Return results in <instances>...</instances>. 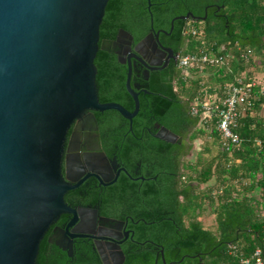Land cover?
<instances>
[{
  "label": "trees",
  "instance_id": "16d2710c",
  "mask_svg": "<svg viewBox=\"0 0 264 264\" xmlns=\"http://www.w3.org/2000/svg\"><path fill=\"white\" fill-rule=\"evenodd\" d=\"M140 1L143 6L134 16L135 0H110L106 7L95 59L102 103L134 110L126 88L127 69L103 43L115 41L120 30L139 40L150 32L152 19L154 29L170 32L175 18L188 12L204 16L208 8L205 21H174L175 51L182 56L221 57L223 63L177 66L168 75L154 76L146 91L140 92L132 130L116 111L93 112L100 132L109 130L119 141V160L129 171L140 162L143 171V179L122 174L102 192V213L128 218L135 239L145 242L125 251L126 264H243L257 250L264 251V96L260 87L254 89L252 106L233 129L240 144L229 150L218 132L216 114L206 113L203 107L220 103L231 85L254 82L253 68L264 67V0H149L150 11L148 0ZM194 107L198 114L192 113ZM156 124L179 136V141L157 138ZM199 139L204 143L196 162H185ZM211 181L213 185L201 190ZM97 196L88 202L96 203ZM205 202L215 215L217 233L199 220ZM50 232L40 244L37 264L63 263L47 254ZM94 261L89 264H97Z\"/></svg>",
  "mask_w": 264,
  "mask_h": 264
},
{
  "label": "water",
  "instance_id": "95a60500",
  "mask_svg": "<svg viewBox=\"0 0 264 264\" xmlns=\"http://www.w3.org/2000/svg\"><path fill=\"white\" fill-rule=\"evenodd\" d=\"M109 1L0 0V264H37L42 240L62 215L73 216L69 226L80 221L78 231L97 214L65 200L82 183H72L70 162L68 175L63 172L71 127L93 112L113 110L132 130L140 101L132 88L131 63L126 88L133 111L102 103L96 83L100 27ZM191 16L199 20L190 13L177 17L171 31L175 20ZM157 138L179 141L165 127ZM97 246L104 264H112L109 255L114 264H123L119 244L107 243L109 253L101 242Z\"/></svg>",
  "mask_w": 264,
  "mask_h": 264
},
{
  "label": "flooded vegetation",
  "instance_id": "af4514ba",
  "mask_svg": "<svg viewBox=\"0 0 264 264\" xmlns=\"http://www.w3.org/2000/svg\"><path fill=\"white\" fill-rule=\"evenodd\" d=\"M140 5L143 6V3L140 0H135L133 9H131L133 16L139 11ZM152 6L153 4L148 2V11L151 10ZM189 13L199 20L205 21L208 16V8H206L204 16H195L193 13ZM126 19L129 20L128 17ZM183 20L194 19L191 16L190 19ZM132 22L138 23L140 20H133ZM125 32L127 35L120 36L118 34L115 41L104 42L103 47L117 57L127 72L128 65L131 63L133 68L132 88L140 95L141 91L144 92L149 87L154 76L161 78L163 74L168 75L176 69L178 63L175 57L179 53L175 51V48L178 43L171 30L167 32L163 28L154 29L152 20L150 32L139 40L130 32ZM91 115L82 123L76 122L69 131L63 158V172L64 175H68L70 162L72 183L76 184L82 181L79 187L66 194L65 200L68 205L74 209H91L97 214L89 219L88 225L78 231L75 229L80 221L69 226L73 216L62 215L49 229V231L51 230L48 237L50 247L47 254L62 260L63 263L60 261L61 264H89L90 260H95L94 262L97 264H104L97 242L103 244L107 253L109 250L106 244L117 243L125 256L123 264H126L125 251L132 250L135 244L145 245V242L140 243L135 239V232L133 228L129 227L128 218L121 220L102 213L101 196L102 192L114 185L122 174L131 178L133 174L143 179L141 177L142 166L140 162H136L135 168L129 171L119 160V141L111 137L109 130L100 132L97 117L94 113ZM161 128L162 126L159 124L154 126L156 137ZM138 179L135 178L134 180ZM95 194L98 195L97 202L89 203L88 201ZM109 261L114 264L110 255Z\"/></svg>",
  "mask_w": 264,
  "mask_h": 264
},
{
  "label": "built area",
  "instance_id": "2783aa9c",
  "mask_svg": "<svg viewBox=\"0 0 264 264\" xmlns=\"http://www.w3.org/2000/svg\"><path fill=\"white\" fill-rule=\"evenodd\" d=\"M195 34V32L193 33ZM176 62L180 68H204L208 65H218L223 63V58L212 55H177ZM257 87L255 82L237 85H231L227 89L226 97L220 103L205 104L203 109L206 113H215L217 117V129L221 135L224 147L229 150L231 147L240 144V137L234 132L239 117L249 109L254 98V89ZM264 96V91L261 90ZM197 107L192 108V113L198 114ZM243 264H264V251L257 250L251 259H245Z\"/></svg>",
  "mask_w": 264,
  "mask_h": 264
},
{
  "label": "rangeland",
  "instance_id": "374dc122",
  "mask_svg": "<svg viewBox=\"0 0 264 264\" xmlns=\"http://www.w3.org/2000/svg\"><path fill=\"white\" fill-rule=\"evenodd\" d=\"M203 143H204V140H200V139L193 143L194 144V150L188 155L185 162H188V161L196 162L197 152H198V150H201ZM216 150L217 149L214 148V152H216ZM204 157L208 158V156H206V155ZM213 183H214V181H211L207 185H201L200 188H201V190H205L209 186L213 185ZM199 220L203 223V225L206 229L212 231L213 233H217V224H216L215 215L212 213L211 209L208 207L207 202H205L204 210L200 214Z\"/></svg>",
  "mask_w": 264,
  "mask_h": 264
},
{
  "label": "crops",
  "instance_id": "0c3cea01",
  "mask_svg": "<svg viewBox=\"0 0 264 264\" xmlns=\"http://www.w3.org/2000/svg\"><path fill=\"white\" fill-rule=\"evenodd\" d=\"M254 72V82L257 84V87H260V90L264 91V67L259 66V67H254L253 70ZM261 116L264 117V105L261 110Z\"/></svg>",
  "mask_w": 264,
  "mask_h": 264
}]
</instances>
